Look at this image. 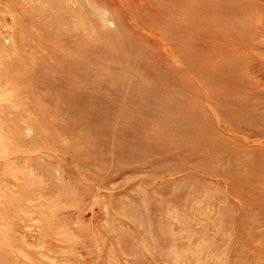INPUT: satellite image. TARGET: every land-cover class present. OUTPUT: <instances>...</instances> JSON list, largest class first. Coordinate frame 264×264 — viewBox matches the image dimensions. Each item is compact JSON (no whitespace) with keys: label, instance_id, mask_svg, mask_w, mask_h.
Instances as JSON below:
<instances>
[{"label":"rangeland","instance_id":"rangeland-1","mask_svg":"<svg viewBox=\"0 0 264 264\" xmlns=\"http://www.w3.org/2000/svg\"><path fill=\"white\" fill-rule=\"evenodd\" d=\"M0 264H264V0H2Z\"/></svg>","mask_w":264,"mask_h":264},{"label":"bare ground","instance_id":"bare-ground-1","mask_svg":"<svg viewBox=\"0 0 264 264\" xmlns=\"http://www.w3.org/2000/svg\"><path fill=\"white\" fill-rule=\"evenodd\" d=\"M2 3V0H0V4ZM3 121V120H2Z\"/></svg>","mask_w":264,"mask_h":264}]
</instances>
